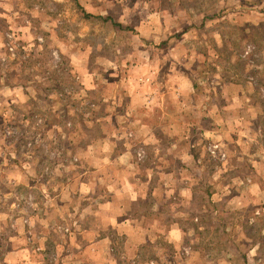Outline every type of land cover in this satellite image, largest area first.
I'll return each instance as SVG.
<instances>
[{
  "label": "rangeland",
  "instance_id": "1",
  "mask_svg": "<svg viewBox=\"0 0 264 264\" xmlns=\"http://www.w3.org/2000/svg\"><path fill=\"white\" fill-rule=\"evenodd\" d=\"M182 73L183 96H193L184 133L174 121ZM0 89V171L20 169L32 184L13 189L26 215L38 210L35 195L67 197L81 167L68 146H87L102 131L97 119L113 134L141 119L152 134L138 159L154 165L142 155L157 149L177 168L176 155L192 149L205 168L186 172L185 185L170 172L174 192L160 205L143 189L130 210L146 213L150 240L136 252L117 244V263L264 264V173L254 177L256 155L244 154L264 151V0H0ZM66 212L44 231L42 264H67ZM175 223L181 231L169 234Z\"/></svg>",
  "mask_w": 264,
  "mask_h": 264
},
{
  "label": "crops",
  "instance_id": "2",
  "mask_svg": "<svg viewBox=\"0 0 264 264\" xmlns=\"http://www.w3.org/2000/svg\"><path fill=\"white\" fill-rule=\"evenodd\" d=\"M227 43L226 40L220 41L217 39L210 42L212 46L217 47L227 46ZM162 44H165V41H162ZM212 54L219 55L218 53ZM213 58L215 57L213 56ZM182 74L179 78L182 83L178 86V90L182 95H180L179 104L176 106L179 109V115H177L179 118L174 119V121L181 122L178 131L184 133L187 131V123L184 121V124L180 120L181 112L186 110L187 99L191 96L192 100L193 96L190 94L188 97L183 96L182 89L188 88L189 85L185 83L186 74ZM20 88L22 89L14 90L25 89L24 87ZM190 88L194 91L192 85H190ZM4 91L0 89L1 94ZM17 93L19 94V92ZM24 93L26 95L25 90ZM242 98H245V95ZM245 104L246 106L243 107L246 108L248 104ZM20 105L22 106L21 103ZM191 107L190 112L197 114L198 111L194 108L191 110ZM196 117L197 115L192 120ZM6 118L8 119L7 115L0 117L2 123L5 122ZM97 121L103 124V128L100 127L102 131L98 130L95 135L89 133L87 146L85 144L75 150L68 146V151L80 160L81 167L74 170L75 173H72L74 179L65 186L67 197L65 196L62 200L56 199V194L44 196L43 199L42 197L37 198L34 193L35 196L31 201V205L36 206L38 210L26 215L24 213L26 206L23 203H20V208L14 207L13 189L16 185L17 193L20 192L21 195V193L28 192V185L32 184H29L30 182L25 179L26 174L24 171L20 169L18 171L13 170L5 166L1 168L0 264H42L41 256L46 253L41 247L45 237L44 231H51L54 228V222L57 221L62 212L66 214L67 210H70L68 212L70 232L66 234L70 243H68L69 246L66 250L68 252L67 264H118L114 253V247L117 244L123 245L126 251L136 252L138 248H141L150 240L149 226L144 224L146 213L136 214L135 211L130 210L131 205L138 202V199L143 196V189L149 190L146 195L153 196L154 203L160 205L161 200L170 197V191L174 192L173 186L169 183L170 176H172L170 172L179 174L180 178H178L179 175L175 177L178 178L177 182L185 185L188 181L185 175L186 172L190 170L199 173L204 171L205 160L192 149H187L176 155L178 156L177 168L165 164L166 154H161L159 150L146 152V145L151 140L150 134H152L148 130L150 123H142L140 119L139 125L133 126L131 131L127 133L118 131L113 134L112 131L108 130L106 120L100 121L97 119ZM248 123H246L247 130L249 129ZM251 127L250 125V130ZM127 134L131 136L129 138H131L130 140L134 145H137V148L127 145L128 138L125 137ZM242 137L248 140L255 138L246 135ZM113 139L115 143L110 142ZM250 144L253 145V143ZM138 147L145 149L142 157L150 156L154 165H146L145 160L137 158ZM260 149V147L251 149L247 146L246 151H244L247 157L252 154L256 155V160L250 168L252 174L254 173V177L255 174L264 173V151ZM159 160L163 162L161 165L154 162ZM234 166L236 169L239 167L238 165ZM151 171H155L157 178L150 180V178L144 177V174ZM149 176L151 177L150 174ZM191 176L193 175L191 174ZM254 182L258 184L257 181H251V183L246 184V188ZM40 185L47 187L50 184L42 183ZM182 188L184 186L179 189L183 195L185 193H183ZM253 203L254 199H249L247 202H242V205L248 206ZM169 227L167 230L170 231L169 234L181 231L177 223ZM29 232L30 235L28 236ZM30 240H33V242L29 244L28 241ZM34 242H38L40 245L39 250L36 249L38 244L36 245Z\"/></svg>",
  "mask_w": 264,
  "mask_h": 264
}]
</instances>
